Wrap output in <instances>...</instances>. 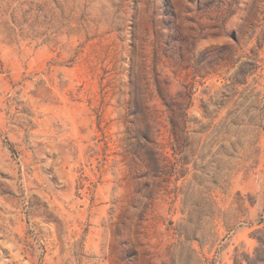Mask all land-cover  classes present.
<instances>
[{
	"label": "rangeland",
	"instance_id": "374dc122",
	"mask_svg": "<svg viewBox=\"0 0 264 264\" xmlns=\"http://www.w3.org/2000/svg\"><path fill=\"white\" fill-rule=\"evenodd\" d=\"M0 264H264V0H0Z\"/></svg>",
	"mask_w": 264,
	"mask_h": 264
},
{
	"label": "trees",
	"instance_id": "16d2710c",
	"mask_svg": "<svg viewBox=\"0 0 264 264\" xmlns=\"http://www.w3.org/2000/svg\"><path fill=\"white\" fill-rule=\"evenodd\" d=\"M261 243V242H260ZM259 250V249H258Z\"/></svg>",
	"mask_w": 264,
	"mask_h": 264
}]
</instances>
